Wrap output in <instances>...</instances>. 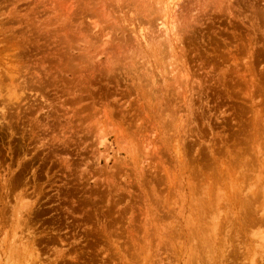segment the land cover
<instances>
[{
    "label": "rangeland",
    "instance_id": "374dc122",
    "mask_svg": "<svg viewBox=\"0 0 264 264\" xmlns=\"http://www.w3.org/2000/svg\"><path fill=\"white\" fill-rule=\"evenodd\" d=\"M0 264H264V0H0Z\"/></svg>",
    "mask_w": 264,
    "mask_h": 264
},
{
    "label": "bare ground",
    "instance_id": "6f19581e",
    "mask_svg": "<svg viewBox=\"0 0 264 264\" xmlns=\"http://www.w3.org/2000/svg\"><path fill=\"white\" fill-rule=\"evenodd\" d=\"M18 215V214H17ZM15 234V233H14Z\"/></svg>",
    "mask_w": 264,
    "mask_h": 264
}]
</instances>
